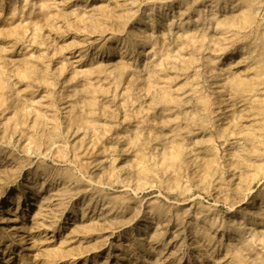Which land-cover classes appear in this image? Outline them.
Returning <instances> with one entry per match:
<instances>
[{
    "label": "rangeland",
    "instance_id": "rangeland-1",
    "mask_svg": "<svg viewBox=\"0 0 264 264\" xmlns=\"http://www.w3.org/2000/svg\"><path fill=\"white\" fill-rule=\"evenodd\" d=\"M249 1L0 0V264H264Z\"/></svg>",
    "mask_w": 264,
    "mask_h": 264
},
{
    "label": "bare ground",
    "instance_id": "bare-ground-1",
    "mask_svg": "<svg viewBox=\"0 0 264 264\" xmlns=\"http://www.w3.org/2000/svg\"><path fill=\"white\" fill-rule=\"evenodd\" d=\"M236 6H239L240 7V10H239L238 14H239V17L243 20V23H245L246 25L249 24L252 21V18H253L252 5H251L250 1L249 0H236V2L231 7H232V9H234V7H236ZM154 23H155V21H152V24H154ZM137 50L138 49H136L135 51H137ZM105 53L108 56L114 55L113 50H107V51H105ZM236 53H237V50L235 48H233V49H229V50H223L220 55H223L224 58H226V57L232 56V55H234ZM255 75H256L255 77H258L259 76V73H255ZM254 83L257 86L262 85V84H264V79H262V81H261L260 78H255ZM257 86H254L253 89H257ZM252 105H253V107L251 109V112L253 113V115L255 117L256 116H258V117L261 116L263 114V106L262 105H259L258 106L255 103H252ZM248 111H250V110H248ZM262 136H263V140H264V133L262 134ZM262 168H263V166H262ZM244 199H246V202H244L245 204L247 203L248 205L253 206L254 204H256V201H258L260 199V197L257 195V196L251 197V198L250 197H245ZM154 214H156L158 216V218H160V216H162V214H164V209L163 208L157 209V210H155V213ZM219 226L217 228H219ZM223 228L224 227L222 226V229ZM53 231H54V229H53ZM154 236H156V235H154ZM204 236H205V238L204 237L203 238L206 241L209 238H211L208 233H205ZM156 239H158V238L155 237L154 240H156ZM142 243L143 242H141V244ZM225 252L226 253L229 252V248H226L225 249ZM232 253L233 254H236L233 251H232ZM188 264H193V263L189 261Z\"/></svg>",
    "mask_w": 264,
    "mask_h": 264
}]
</instances>
